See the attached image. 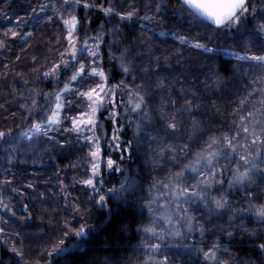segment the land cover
Instances as JSON below:
<instances>
[{
	"label": "trees",
	"instance_id": "16d2710c",
	"mask_svg": "<svg viewBox=\"0 0 264 264\" xmlns=\"http://www.w3.org/2000/svg\"><path fill=\"white\" fill-rule=\"evenodd\" d=\"M71 1L59 5L56 0H0V132L6 134L0 138V173L5 169V176H0V264H109L106 262L111 258L116 261L113 264H144L148 257H152L149 264H163L165 248L169 264H215L206 262L203 254L196 251L207 250L214 243L220 244L217 257L222 264H264V253L258 251V245L264 243V224L256 222L250 213L236 214L247 206L250 193L255 194L252 197L255 202H264V162H261L264 135H260V128L264 127V83L257 80L258 76L264 78V72L250 71L251 64L223 56L219 40L232 31L217 33L190 22L181 14V4L176 0H127L129 7L116 10L125 13L135 9L136 15L131 20L106 16L96 9L86 15L75 4L71 5ZM92 1L105 7L109 0ZM252 3L264 10V0H252ZM72 8L79 21L77 48H83L84 41L88 47L78 52V62H73L75 67L65 68L63 62L70 59V46L62 21ZM144 16L151 19H143ZM252 20L241 24L239 32L247 33L259 44L258 52L264 53V34L256 37ZM180 36L190 43H182ZM197 42L214 51L191 45ZM89 50L97 55L89 56ZM80 63L85 65V73L97 68L108 77L109 86L119 85L115 90V108L106 102L98 114L101 125L98 132L102 134L104 158L110 156L115 160L120 171L104 167L97 180L103 183H96L98 191L82 183L90 176L91 147L71 130L69 119L87 109L85 98L76 93L100 82L99 77L85 75L78 82L69 83ZM122 64L130 71L125 73ZM235 64L246 68L236 71ZM45 73L51 74L45 76ZM160 81L162 87L158 86ZM33 84L39 88L38 96L21 105L17 91ZM66 84L69 91H64ZM138 86L140 94L145 95L142 107L150 121L141 112L132 111L128 102L130 93L133 102L138 101L135 95ZM59 88L64 105L60 114L62 123L49 129L47 135L60 145L72 143L74 150L82 148L85 152L58 162L44 151L37 165L16 158L9 166L4 164L2 148L9 149L10 136L45 111L51 105L54 90ZM171 100L176 101L175 106ZM186 100L191 102L190 112L182 111ZM241 100L246 102L242 105ZM161 109L175 115L178 127L174 133L166 130V121L159 118ZM110 111L117 115L109 117ZM143 120L153 128L139 146L137 125ZM241 126L249 127L250 132L243 133ZM253 127L259 139L250 134ZM237 131H240L238 136ZM225 134L236 136L233 143L240 154L251 152L256 158L259 153V171L247 185L229 187L237 153L231 152L223 142L208 148L210 137L222 138ZM47 135H38L37 143ZM113 135L119 139L114 141ZM253 139H256L254 145ZM109 143L113 147L109 148ZM117 143L119 149L115 147ZM185 144L189 148L180 153L179 148ZM244 145L249 146L247 151ZM169 146L176 151H168ZM202 150L221 153L213 161L215 177H210L207 170L199 174L185 170L179 183L195 185L200 180L208 181L212 186L207 189V199L223 195L229 202L223 210H210L199 199L188 203H184L183 197L176 200L171 185L169 189L163 187L169 183L170 173L181 171ZM173 155L178 156L177 162L172 161ZM122 183L133 186L124 194L123 202L110 198L106 206L97 203L109 188L119 189ZM150 201H155L151 204L152 211L148 207ZM166 217L171 218L170 224ZM153 221L163 240L142 231ZM81 226L89 237L78 249H70L61 256L47 255L64 238L65 229L71 231ZM177 230L181 236L169 234ZM151 244H160V251L152 253L144 247ZM13 248L23 255H16ZM175 250L184 256V263L179 262Z\"/></svg>",
	"mask_w": 264,
	"mask_h": 264
},
{
	"label": "snow or ice",
	"instance_id": "6c2138e0",
	"mask_svg": "<svg viewBox=\"0 0 264 264\" xmlns=\"http://www.w3.org/2000/svg\"><path fill=\"white\" fill-rule=\"evenodd\" d=\"M64 4H69V0H63ZM72 3L79 4L80 0H72ZM181 4V14L186 17L190 22H195L207 29L208 31H216L217 33L221 31L225 32H231L234 29L236 31H239V26L241 24H244L245 21L248 19L255 20L256 17L259 15L261 20H264V10L258 9L254 3H252V0H180ZM95 5H89L85 3L83 5L84 8L94 7ZM101 10L104 12L106 16L108 15H115L119 17L120 20H131L134 15H136V10L133 9L132 11H127L125 13H121L116 10V5L111 3V0H109V6L108 7H102ZM157 11H159V6H157ZM143 19H151V17L144 16ZM63 24L67 29V37L68 44L70 46V51L68 52V55L70 56V59L68 61H64V67H75V64L73 62H78V52H82L84 49L88 47L87 41L83 42V48L78 49L77 43L79 41L78 36L76 35V29L77 25L79 24V21L75 15L69 14V18L63 19ZM256 31L258 33L264 34V23H257L254 25ZM7 35V33H5ZM13 36L16 35V33H12ZM98 38V37H97ZM182 43L186 42V37L180 36L178 37ZM196 48H203L207 52H213L214 49L207 47L205 44H201L197 42L193 45ZM98 47V45H97ZM97 53L95 51L89 50V56L95 57ZM231 55H234L237 60L241 61H253L255 62L254 67H257L260 69L261 72H264V54L256 55H240L239 53H231ZM123 58V57H121ZM95 63V61H93ZM60 65H56V68H59ZM123 67V70L125 73L129 72L130 69L125 66L121 65ZM147 71V69H145ZM53 72H55V69H53ZM51 73H45V76L50 75ZM85 75L91 76V77H99L100 82L96 83L94 87L89 88V90L84 92H77L76 94L79 96H82L87 101V109L84 111H81L77 116H72L69 119L72 123V131L76 132L77 135H83L87 132H91L92 135H84V139L88 141V143L95 149L94 151H90V158H91V167L90 172L91 175L89 178L82 181L83 184L92 187L94 191H98L96 189V183L100 182L103 183V181H97L96 178L101 176L102 171L104 167H106L109 170H115L120 171L119 166L117 165L116 161L113 160L110 156L105 159L103 155V149L101 147V137L96 136V129L98 127H101L98 123V114L104 110L105 104L107 102L108 105H111V107L115 108V90L119 87V85H111L108 84V77L105 75V73L102 70H98L97 68H92L90 72L85 73V65L83 63L79 64V67L76 69V71L71 76L70 82L72 81H79L85 77ZM257 80L264 83V78L257 77ZM255 84L256 81H253ZM158 86H163V81H160ZM69 84L65 85L64 91H69ZM136 96H138V101L133 102L132 95L130 93L129 95V104H132V111H139L143 115V117L146 120H151V117L148 115L147 112L143 111V105L145 104V95H141L139 92V86L137 87V92L135 93ZM251 95V93H249ZM62 99L61 94H56L55 100L56 105L54 109H49L51 112V115H46L45 119L47 120V123L49 125L52 124H60L62 123L60 119V114L63 111L64 105L60 102ZM246 101L241 100V104L243 105ZM69 103H71L69 101ZM170 103L175 106L176 101L171 100ZM186 106L183 107L182 111L184 112H190L192 105L190 101H185ZM163 107V106H162ZM117 115L115 111L109 112V117L114 118ZM161 120L166 121V130L171 129L172 133H174L178 127L176 123V117L174 114L165 113L162 109L160 111V117ZM244 117H241V120H243ZM171 121V122H168ZM113 123H116L115 119H113ZM257 124H260V121H256ZM32 130H34V133H41L43 132L44 135H47V129L42 128L41 124H33ZM137 130L142 131V126L137 125ZM120 129H114V132H119ZM240 131H242L245 134H248L250 132L249 127L241 126ZM240 131H237V136L240 134ZM252 136L256 137V139H259L260 137L257 136L255 127L252 128L251 133ZM6 134L4 132H0V138H3ZM23 135L28 136V133H23ZM260 135H264V127L260 128ZM29 138H31L29 136ZM51 139V137H49ZM112 139L114 141L118 140V135H113ZM256 139H253L252 144L254 145L256 143ZM236 140V136L229 137L227 134L223 135L222 138H217L215 136L209 138L208 148H212L213 145L223 142L224 145L231 150L233 153H237L238 160L235 162L236 167L233 172V180L229 181V187H232L234 184H238L241 186L247 185L252 182V177L255 174L256 171H259L258 164H257V158H259V153L256 154V158H253V154L251 152H247V154H240L237 151V145L233 143V141ZM264 143V141H262ZM130 146V142H129ZM113 147L111 143H109V148ZM117 149L120 148L119 143L115 145ZM245 150L247 151L248 145L243 146ZM189 148L188 144L183 145L179 148L180 153H185V150ZM123 151H127V149H123ZM168 151L175 152L176 149L172 146L168 147ZM219 150H213V151H207L202 150L200 152L195 153V159L190 160L188 164L184 165V168L181 169V171L176 173H170L168 180L169 183L163 184V187L165 189H169L171 185V192L173 197L176 200H180L181 197H183L184 203H188L194 199H199L201 202L205 204L206 207H209L211 210L212 208L216 210H223L227 206H229L228 200L221 195L219 198L217 197H211L210 201L207 199V189L212 186L211 183H209L206 180H200L195 185H188L184 184L181 185L179 183L180 179L185 175V170L191 171L192 173H201L205 172L207 170V174L210 177H215L216 172L213 165V161L216 160L217 157L220 156ZM123 159V157H121ZM173 162L178 161V156L173 155L171 157ZM264 162V161H261ZM203 164L204 167H201L200 165ZM241 168H243V171H241ZM216 182V181H213ZM222 183V181H219ZM132 185L125 186L124 183L121 184L120 188L117 189L115 187L109 188L107 195H101L99 197V203L101 206L108 205L111 199H114L118 202H123L125 200V193H129L130 188H132ZM189 188H192L193 191L189 192ZM176 189H179L177 192ZM255 194L250 193L249 199L247 201V206L244 208H240L237 210V215H241L243 213H250L256 220V222L264 224V202L257 203L255 202L252 197ZM155 201H150L148 204L149 211H152L151 204ZM179 207V205H177ZM186 211V210H185ZM167 222L171 223V218L166 217L165 218ZM190 219V218H189ZM155 221H153L151 224L146 225L142 231L146 234H149L152 237H155L157 239L163 240L164 236L160 233H157L154 227ZM192 230L191 225L189 224V231ZM246 231V230H245ZM170 235L174 236H181L182 233H180L178 230L174 232H170ZM201 234L203 235V229L201 228ZM228 235L231 236L232 233L228 232ZM62 239L59 240V242L56 244V247L52 249L51 252H48L47 255L49 257L52 256H61L65 253L69 252L70 249H78L81 245V243L85 242V239L89 237L88 231L85 229V227L81 226L79 229L75 230H67L63 232ZM68 241H71V243H68ZM144 247L148 250H150L152 253H158L160 251V244H151V245H144ZM220 248L219 243H214L209 247L207 250L204 248L196 249V251L201 252L203 254L204 260L207 261H213L215 264H222L221 261L218 260L217 257V251ZM13 252L16 253L18 256H22V252L19 250L13 248ZM258 251L261 253H264V243H261L258 245ZM152 259V257H148L144 264H149V261ZM156 264H160V262H156ZM163 264H169V260L167 257H165Z\"/></svg>",
	"mask_w": 264,
	"mask_h": 264
},
{
	"label": "rangeland",
	"instance_id": "374dc122",
	"mask_svg": "<svg viewBox=\"0 0 264 264\" xmlns=\"http://www.w3.org/2000/svg\"><path fill=\"white\" fill-rule=\"evenodd\" d=\"M59 1L58 4L61 5V3H63V0H56ZM87 3L89 5H95L94 7H89V8H84L83 5ZM111 3L116 5V9H122V8H126L129 7L127 5H129L130 3L127 0H111ZM72 4V1L70 3ZM76 6H74L76 9L81 10L83 14L89 15V13L91 12V10H101V6L103 7L102 4H93L92 0H84V1H80L79 4H75ZM105 8L109 6V1L105 3ZM69 14L71 15H75L76 16V12L75 9L72 8V10L68 11L67 13V18H69ZM94 14V12H92V15ZM64 15H61V17H63ZM66 18V19H67ZM260 22H264V20L261 21L260 16L258 15L256 17L255 20H252V25H255L257 23ZM236 30L234 29L230 34H228L227 36H225L224 38H222L221 40H219V45H222V47H220V52L222 54H224L223 56L228 55L227 57L230 56L231 59H235L236 61H241V60H237L235 58L234 55H231V53H239L240 55H252V54H256V55H260V54H264L260 51L259 49V44L255 42L254 39L249 38L247 33H240L239 31H236L238 33L235 32ZM255 32H257L255 30ZM162 35V33H160ZM257 34H259L258 32L256 33V37L258 36ZM257 40H259L260 42H262V40L260 38H255ZM187 42V40H186ZM184 42V43H186ZM188 44L190 42H187ZM196 43H192L191 45H194ZM227 48V49H225ZM241 50L245 51L242 52ZM254 52V53H251ZM241 62H245V65H252L250 71H255L257 70V72L261 73L260 69L257 67H254L255 62L253 61H241ZM237 67L235 70L238 71L239 68H243L245 69L246 66H239L236 65ZM33 84V86H27V87H23L21 88L19 91H17L18 95L21 96V105H27V103L29 101L32 100V98L34 99V97L38 96L39 94V88L37 87V85ZM61 88L59 89H55L54 93H53V97L51 100V105L46 108L45 111H42L40 114H38L37 116H34V118L32 119L33 121H31L29 124L25 123L23 124L22 128H19L17 130H19V133L14 134L12 136H10L11 142L7 143V145L9 146V149H7V151L5 149L2 148L3 154H4V160L2 162H4V164L6 165H10L9 163H13L14 158L18 159L19 162L22 163H29V164H35L37 165V163L41 162V152L47 151L49 153H51L54 158L57 159L58 162L63 161L66 158L69 157H74L77 158L79 155H81L82 153L85 152V150H83L82 148H79L78 150H74V145L71 143L69 144H64V145H60L58 140H54L53 137H51V135H47V137H45L43 140L40 141V143H37V136L43 134V132L41 133H34V130H32V125L33 124H41L42 128L47 129V133L48 130L52 129L53 127L58 126L59 124H52L49 125L47 123V120L45 119L46 115H51V112L49 111V109H54L55 105H56V100H55V96L56 94H60ZM254 87L250 90L253 91ZM61 102V101H60ZM85 105H87V101L85 100ZM78 115V114H77ZM76 115V116H77ZM5 121V122H4ZM2 122V124L4 125L6 123V120H4ZM158 121H160V119H158ZM159 123V122H158ZM138 125L142 126V131H139L136 133L137 139L139 140L138 145L141 146L143 145V141L146 139V137H148V134L150 133L151 129L153 127H151L149 125L148 122H146L145 120H143V122L139 123ZM157 126V125H156ZM156 126H154V128H156ZM99 127L96 129V136L101 137L100 133L98 132ZM23 133H28V136L23 135ZM75 134H77L75 132ZM84 135H88L91 136L92 133L91 132H87L83 135H79L81 137V139L86 142L90 147H91V151H94L95 149L88 143V141H86L84 139ZM29 136L31 138H29ZM49 137H51V139H49ZM102 139V138H101ZM3 156V155H2ZM258 164V168L260 165V160L256 161ZM90 167H91V160H90ZM5 170V169H4ZM2 171L0 173V176H5V171ZM91 175V172H90ZM96 180H98V177L96 178ZM1 192H0V201L2 199L1 196ZM180 258L179 262L184 263V256H181L177 250H175ZM163 257H167V249L165 248L163 251ZM177 257V259H179ZM112 262H116L114 261V258L111 259H107L106 263L109 264H113ZM258 262V260H257Z\"/></svg>",
	"mask_w": 264,
	"mask_h": 264
},
{
	"label": "water",
	"instance_id": "95a60500",
	"mask_svg": "<svg viewBox=\"0 0 264 264\" xmlns=\"http://www.w3.org/2000/svg\"><path fill=\"white\" fill-rule=\"evenodd\" d=\"M176 1H178L180 3V0H176Z\"/></svg>",
	"mask_w": 264,
	"mask_h": 264
}]
</instances>
